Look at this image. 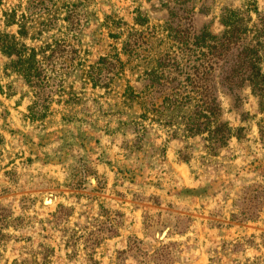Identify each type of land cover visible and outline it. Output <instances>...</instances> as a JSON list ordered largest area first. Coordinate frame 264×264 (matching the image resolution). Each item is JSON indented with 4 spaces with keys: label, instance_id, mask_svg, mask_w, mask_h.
<instances>
[{
    "label": "rangeland",
    "instance_id": "rangeland-1",
    "mask_svg": "<svg viewBox=\"0 0 264 264\" xmlns=\"http://www.w3.org/2000/svg\"><path fill=\"white\" fill-rule=\"evenodd\" d=\"M18 1L0 7L1 25L5 7ZM249 1L110 0L99 16L114 11L132 25L136 10L146 13L150 22L138 29L149 42L142 54L151 57L141 69L157 65L155 54L177 56L181 64L169 62L164 71L170 80L197 60L195 34L233 40L223 56L229 77L241 63V42L264 46V31L251 30L260 17ZM258 4L264 13V0ZM230 11L252 18L237 39H229L223 22ZM178 15L187 18L183 45L163 33ZM8 63L0 54V264H264V106L250 88L239 94V113L222 98L225 119L245 130L206 161L202 139H171L177 125L121 112L120 84L103 96L71 76L44 117L33 116L29 87ZM235 77L248 81L247 74ZM138 124L148 128L145 134ZM180 150L192 159L182 160Z\"/></svg>",
    "mask_w": 264,
    "mask_h": 264
},
{
    "label": "trees",
    "instance_id": "trees-1",
    "mask_svg": "<svg viewBox=\"0 0 264 264\" xmlns=\"http://www.w3.org/2000/svg\"><path fill=\"white\" fill-rule=\"evenodd\" d=\"M109 2L19 0L16 5L5 7L2 29L0 24V54L8 59L7 68L21 76L29 87L34 99L29 106L30 112L33 116L44 117L42 112L49 109L47 102L54 95L65 92L63 83L71 76L82 81L83 88L91 86L104 92L103 96L109 95L114 90L113 86L120 84L116 107L121 112L135 110L141 113V119H150L161 126L177 125L171 139L194 141L200 138L204 141L206 161L219 157L231 140L241 138L245 130L234 128L225 119L226 108L222 98L233 101L230 111L239 113V94L248 87L264 106V53H261L264 48L259 49L264 47L263 43L259 42L258 47V44L250 46L241 42V63L232 67V75L227 77L223 56L230 53L233 40L226 43L210 33L195 34L197 60L190 58V63L183 66L184 75L170 80L164 71L169 62H173V66L181 64L177 56L155 54L151 60L157 65L141 69L142 63L148 64L150 60L146 61V58L151 56L142 54L149 42L145 31L138 28L149 24V16L136 10L132 25L114 11L100 17V5ZM249 4L260 17V22L250 28L261 34L264 31V13L259 12L258 0H250ZM4 5L5 0H0V7ZM242 14L230 11L224 16L223 22L230 27L229 39H237V33L242 30L249 31L252 18H245ZM183 19L187 18L178 15L174 20L166 21L163 30L167 38L181 45L189 36V30L182 29ZM12 27H17L16 32L10 30ZM51 32L59 35L47 36ZM204 38H210L214 43L210 45ZM27 40L40 45L31 46ZM96 47H103L106 52L93 56L91 50ZM240 73L247 74V82L235 77ZM147 130L145 126L138 129L141 134ZM178 154L185 161L193 157L181 150Z\"/></svg>",
    "mask_w": 264,
    "mask_h": 264
},
{
    "label": "bare ground",
    "instance_id": "bare-ground-1",
    "mask_svg": "<svg viewBox=\"0 0 264 264\" xmlns=\"http://www.w3.org/2000/svg\"><path fill=\"white\" fill-rule=\"evenodd\" d=\"M55 197V196H54ZM55 200V199H54ZM47 203L48 204H52L53 203V200H50V198H47Z\"/></svg>",
    "mask_w": 264,
    "mask_h": 264
}]
</instances>
